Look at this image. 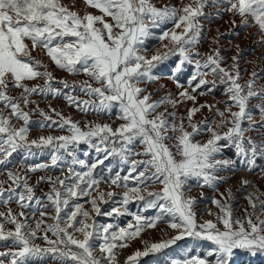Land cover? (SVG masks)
Masks as SVG:
<instances>
[{"label":"snow or ice","instance_id":"6c2138e0","mask_svg":"<svg viewBox=\"0 0 264 264\" xmlns=\"http://www.w3.org/2000/svg\"><path fill=\"white\" fill-rule=\"evenodd\" d=\"M85 4L99 14L81 15L63 0H0V264H120L118 251L159 223L175 234L159 241L141 239L142 250L132 251L123 264H139L140 258L168 250L186 237L202 243L182 257L170 258V264H234L242 252L264 256V191L254 186L255 191L244 197L251 211L245 208L237 216L235 194L226 188L219 199L215 195L211 199L218 209L209 211L214 219L203 222L197 219V199L188 195L193 183L218 191L226 180L221 172L241 167L258 170L264 178V167L258 163L264 161V68L254 67L244 80L239 45L232 63L225 66L219 47L225 33L219 29L210 39L216 47L200 51L207 38L204 21L210 24L225 14L230 31L255 28L257 43L264 45V0H178L163 6L152 0H85ZM156 29L161 30L158 36ZM150 37L167 43L148 56ZM37 49L56 68L85 79H57L49 64L32 55ZM166 63L172 65L168 79L178 91L157 97L164 86L150 92L147 85L161 78L156 73ZM188 69L191 75L185 84L181 79ZM209 75L212 80L206 78ZM221 86L226 97L219 101L223 109L198 104L194 93L206 89L199 92L203 96ZM34 96L62 98L96 119L75 120L51 104L46 111ZM188 102L193 106L178 116L179 107ZM203 108L212 117L195 120ZM255 111L258 121L253 119ZM34 113L38 120L32 119ZM113 113L122 121L117 126L100 121L101 115ZM35 126L61 134L49 131L30 138ZM248 132L255 135L246 136ZM81 145L96 153L93 163L79 158ZM226 149L233 150V158H221ZM37 157L42 162H35ZM109 158L118 161L120 171L112 175L109 165L107 177L97 176L95 169ZM123 166L127 171L122 175ZM56 168L62 176L48 174ZM37 172L44 174L32 183L31 174ZM101 179L123 191L99 189ZM41 183L49 190L38 196ZM249 183L242 180L237 191ZM149 184L159 187L150 190ZM84 197L91 211L79 202ZM109 201L111 209L102 211L100 205ZM133 202L138 211L130 210ZM49 208L54 215L49 216ZM149 210L155 214L146 215ZM92 213L110 222L98 223ZM126 215L131 219L121 225L119 218ZM97 246L100 255H95Z\"/></svg>","mask_w":264,"mask_h":264},{"label":"rangeland","instance_id":"374dc122","mask_svg":"<svg viewBox=\"0 0 264 264\" xmlns=\"http://www.w3.org/2000/svg\"><path fill=\"white\" fill-rule=\"evenodd\" d=\"M152 2L154 4H156L157 6H163L164 4H177L178 0H152ZM184 3H187V0H183ZM63 3L68 5L69 7H71L73 10H79L80 14L83 15L85 12H94L95 14H99L98 12H96V10L86 6L85 4V0H63ZM237 20V24H239V17H236ZM205 24V31L207 33V38L203 41V43L200 45V51L201 53H205L209 50L210 47H216V45H211L210 44V39L212 37H215L217 35V29H219L220 33H225V35L220 37L219 40V47H221V55L223 57H225V61L227 65H230L232 63L231 57L233 55L237 54V48L236 45H239V49L241 50V54L239 57V68L241 71L242 76L244 77V80H247L249 77V74L253 71L254 67H259V68H264V45L258 44L257 40H258V34L255 28H246V29H241V28H237L235 30V32L230 31L231 29V23H230V17L229 15L225 14L223 15L221 18L219 19H212L210 24L208 21H204ZM172 25H168V28H171ZM210 29V30H209ZM156 33V36H158L161 32L160 29H156L154 30ZM238 33V34H237ZM162 43H167V41L161 42L159 39L155 38V37H150L147 41H146V55L151 56L153 55L157 49H161V45ZM162 50V49H161ZM32 55L42 59L44 63L49 64V70L53 72V75L57 78V79H67V80H83L85 79V77L83 75H70L67 72L60 70L58 68H56V66L54 64H51V62L49 61V58L44 55L42 52H40V50H34L32 52ZM255 62V64L253 63ZM172 65L170 63H166L163 67H161L160 69H158L157 71V75H159L161 78L156 82V83H151L147 85L148 91H153L154 89H157L160 85H163L164 88L162 91H157L156 92V96H160L163 95L164 92L166 91H171L173 93L177 92V88L176 85L173 83L172 80L168 79V75L170 74V67ZM191 75V69L186 70L185 74L183 75L181 82L182 83H187V79L188 77ZM208 80H212L213 77L212 76H208L206 77ZM262 83H264V81H261ZM32 83H35V81H33ZM211 85H209L210 87ZM200 91H205L206 89H201L198 90L196 93H194V95H196L197 97V102L198 104H202L204 102H207L208 104H215L216 108H220L223 109L225 107L224 104L219 103V101H222L224 99H226V97L223 94V87H218L214 92L210 93V94H205L203 96L199 95ZM33 99L37 100L39 102V107L45 109L46 111H48V105L51 104V107L54 109H57L59 111H61L65 116H68L70 114V109L74 108V107H70L66 104V102L64 101V99L62 98H56V99H52L51 97L47 98V99H43L41 97H36L34 96ZM51 99V100H50ZM257 101L253 100L252 103H256ZM193 104L192 102H188L187 105H181L178 109V116L181 113H185V107H192ZM29 107H35V105H29ZM235 110V109H233ZM214 111V110H213ZM54 115V114H53ZM88 118H86V120H93L91 117L94 115H87ZM204 117H208L211 118L212 117V112H210L208 110V108H203L201 109V111L199 113L196 114V116L194 117L195 120H200ZM32 119L38 120L39 116L38 114H33L32 115ZM101 122H107L112 124L113 127L117 126L119 123H121L122 121L118 120L116 118L115 113L111 114V116L109 115H101L99 117ZM216 119H219L218 117H216ZM253 119L254 120H259L260 116L258 111L254 112L253 115ZM49 131H52V134L54 135H59L61 134L59 131H55V130H49V129H40L38 126L32 127L30 129V133L29 136L30 138H38L41 134L47 135L49 134ZM246 136L248 135H255V133L253 132H248L245 133ZM206 138V137H205ZM199 139V137H198ZM84 151H89L91 153L90 156L85 157L83 155ZM226 154H229L230 157L234 156V152L232 149H226L224 151ZM78 156L80 159H84L86 160L89 164L93 163L95 158H96V153L93 150L88 149L87 145H81L80 146V152L78 153ZM223 158V156L221 157ZM46 159V158H45ZM35 162L39 163L42 162L40 157H37ZM258 163L264 167V161H258ZM111 165L112 166V175H115L116 171H120L121 169V165L118 163L117 160L113 159V158H109L108 160L105 161L104 165H99L97 167V169H95V173L97 176H108V172H107V167ZM77 170H80L79 166L77 165ZM124 167V172H122V175L124 173H126L127 171V167ZM64 169V174H66L67 172H65L68 168V164L63 165ZM243 168H238L235 172L230 173L228 175V178L226 182H222L218 185V191H217V197L218 199L219 197V192H224L226 188L231 187L234 194H235V200L233 202V208L236 209V215L240 216L243 214V211L245 208H248L249 211H251V208L248 206L247 200L244 199V197L247 195L245 188L243 189V191H237L235 189H239L241 187V183H240V178H238L239 175V171L242 170ZM52 176L56 177L58 176H62L61 170H59V168L56 169H52ZM249 172V171H248ZM223 172H221L222 175ZM252 173L250 174V176H255L256 173L259 174V181L264 183V178L261 177L260 172L257 171H253V172H249ZM44 173L42 172H37L35 174H31V182L34 183L37 179L38 176L43 175ZM56 175V176H54ZM0 178H3L2 176H0ZM238 180V181H237ZM129 186H133V183L130 181L129 182ZM57 187H59V185H57ZM147 187H149L150 190H154L156 188H158V185H153V184H149L147 185ZM99 189L107 192V191H115L117 193L122 192L123 189L120 187H117L115 185H111L110 182H105L104 179H101L100 184H99ZM41 190L43 191H48L49 190V185L47 183H41L39 185V187L36 189V195H41ZM201 192L204 193V197L201 198ZM239 193V194H238ZM93 195H96V192L92 193ZM188 195L195 197L198 201L196 207H195V211L197 212V219L198 222H203V220H207V219H214V216L209 215L208 211L211 212H217L218 209L215 207V205H213L211 203V194L208 192L207 188H201L198 185H196L195 183H193L192 187L190 188V190L188 191ZM208 195V196H207ZM87 197L81 198L79 200V202L81 204L84 205V207L86 209H88L89 211H91V205L89 203H86L85 201L87 200ZM101 209L102 211L106 212L109 211L111 209L112 202L109 201V203L107 204H101ZM12 207L16 210L19 211V209H16L15 205H12ZM130 210L132 211H138L139 205H137L135 202L131 203L129 205ZM259 213V211H257ZM48 213L49 216L54 215V210L49 208L48 209ZM146 215H154V211L149 210L148 212L145 213ZM92 215L96 218V221L98 223H108L110 222V218L105 217V216H96L95 213H92ZM37 218H39V212L36 213ZM131 219L130 216H123L121 218H119V223L121 225H125L129 220ZM48 223H51L52 221L50 219L47 220ZM165 233H167V235H165ZM175 232L171 229H169L167 227L166 223H159L158 226L156 228L153 229H146L144 233H142L141 238H138L134 241L131 242V246L129 248L123 249V250H119L117 255H118V259L120 261V264H123V260L125 259V257L129 254H131L132 251L136 250L137 248H140L142 250L143 245L141 244V239H147L150 241H159L160 239L164 238H168V236L170 235H174ZM51 235V234H49ZM79 236V234H77ZM38 243L43 244V240H38ZM198 243H202V242H197L195 241L193 238H184L180 241H178L175 245L171 246L168 250H165L161 253H157V254H149V256L147 257H142L140 258V262L139 264H170V258H177V257H182L186 250L196 246ZM0 250H3L2 248H0ZM95 255H100L99 250H98V246L95 250ZM256 257H260L263 259V257L261 256H256ZM246 258V260H253L248 253L246 252H242L237 254L234 257V264H238L240 259ZM260 261V260H259ZM261 262L264 263V260H262Z\"/></svg>","mask_w":264,"mask_h":264},{"label":"bare ground","instance_id":"6f19581e","mask_svg":"<svg viewBox=\"0 0 264 264\" xmlns=\"http://www.w3.org/2000/svg\"><path fill=\"white\" fill-rule=\"evenodd\" d=\"M69 115H71L73 117V119H75V120H81V121H84V120H86V118H88L87 115H85L83 113H80L75 108H71L70 109V114ZM91 118L92 119H96L95 116H92ZM52 172H53V170H51L48 174L49 175H53ZM65 172H67V170ZM54 176H56V175H54ZM58 176H59V174H58ZM238 178H240V183H241L242 180H245V179L248 180V181H250V183L245 187V191H246L247 194L250 193V192L255 191V187L254 186L258 187L260 189V191H264V183L261 182V181H259V178H260L259 175L258 176L251 177L248 173L241 172V173H239ZM235 190H237V189H235ZM262 199H264V197H262ZM257 211H259V209H257Z\"/></svg>","mask_w":264,"mask_h":264},{"label":"crops","instance_id":"0c3cea01","mask_svg":"<svg viewBox=\"0 0 264 264\" xmlns=\"http://www.w3.org/2000/svg\"><path fill=\"white\" fill-rule=\"evenodd\" d=\"M234 157V156H233ZM233 157H230L229 156V154H226L225 152L223 153V158H233ZM230 173H233L232 171H224L223 173H222V175H224L225 177H228V175L230 174ZM228 178H226V180H227ZM224 181V182H226L227 183V181ZM207 188V187H206ZM207 190H208V192L211 194V199H212V197L215 195L216 196V198L218 199V197H217V191L216 192H214L212 189H210V188H207Z\"/></svg>","mask_w":264,"mask_h":264},{"label":"trees","instance_id":"16d2710c","mask_svg":"<svg viewBox=\"0 0 264 264\" xmlns=\"http://www.w3.org/2000/svg\"><path fill=\"white\" fill-rule=\"evenodd\" d=\"M106 177V176H104ZM238 264H263L262 262H258V261H251V260H246V258L240 259Z\"/></svg>","mask_w":264,"mask_h":264},{"label":"built area","instance_id":"2783aa9c","mask_svg":"<svg viewBox=\"0 0 264 264\" xmlns=\"http://www.w3.org/2000/svg\"><path fill=\"white\" fill-rule=\"evenodd\" d=\"M240 173L241 172H246V173H248L249 175L250 174H252V173H249L245 168H243L242 170H240L239 171ZM259 174L258 173H256V175L255 176H258ZM251 177H254V176H251ZM258 256H260V255H258ZM261 257H263V259L262 258H260V257H253L252 259H253V261H258V262H261L262 260H264V256H261ZM260 260V261H259ZM263 263V262H262ZM264 264V263H263Z\"/></svg>","mask_w":264,"mask_h":264}]
</instances>
